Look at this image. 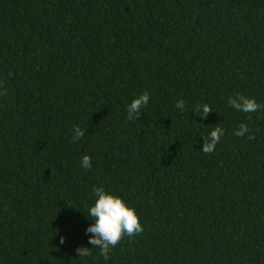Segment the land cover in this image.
I'll return each instance as SVG.
<instances>
[{
  "label": "trees",
  "instance_id": "16d2710c",
  "mask_svg": "<svg viewBox=\"0 0 264 264\" xmlns=\"http://www.w3.org/2000/svg\"><path fill=\"white\" fill-rule=\"evenodd\" d=\"M0 85V264H264V0H0ZM94 187L144 229L107 261Z\"/></svg>",
  "mask_w": 264,
  "mask_h": 264
},
{
  "label": "clouds",
  "instance_id": "9594fccd",
  "mask_svg": "<svg viewBox=\"0 0 264 264\" xmlns=\"http://www.w3.org/2000/svg\"><path fill=\"white\" fill-rule=\"evenodd\" d=\"M0 95H7V90L0 92ZM149 100L150 96L147 91L134 98L127 105L126 118L129 121L138 119L141 109L148 104ZM227 103L231 108L243 113H254L264 110V104L257 103L254 98H249L239 93L234 97L229 96ZM175 107L184 112L185 102L177 100ZM191 111L201 119H205L212 112V109L208 104H196L191 108ZM246 133L249 134L247 137L249 140L255 139L248 125L244 123L239 125L233 135L243 137ZM224 134V128L215 126L207 136H201L204 140L201 151L205 154H211ZM84 135L85 130L75 126L72 136L73 142L80 140ZM81 167L84 169L92 167L90 156L85 155L82 157ZM92 192L96 199L94 204L88 209L87 217H90L93 223L85 229V232L86 234L91 233L88 242L93 248H98L100 250L99 255L107 261L110 259V250L114 249L124 237L131 239L141 234L144 229L135 213V209L129 208L120 197L110 194L102 187H94ZM60 243H64L63 237L60 238ZM76 252L79 257H90L92 255L91 250L86 247H78Z\"/></svg>",
  "mask_w": 264,
  "mask_h": 264
}]
</instances>
